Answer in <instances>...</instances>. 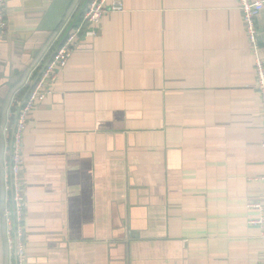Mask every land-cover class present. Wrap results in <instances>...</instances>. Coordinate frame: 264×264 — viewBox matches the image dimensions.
Listing matches in <instances>:
<instances>
[{
    "label": "crops",
    "instance_id": "obj_1",
    "mask_svg": "<svg viewBox=\"0 0 264 264\" xmlns=\"http://www.w3.org/2000/svg\"><path fill=\"white\" fill-rule=\"evenodd\" d=\"M87 1L4 0L6 121ZM257 23L264 46V10ZM92 29L22 133L24 264L264 262L262 102L237 0H124ZM8 232L0 217V264Z\"/></svg>",
    "mask_w": 264,
    "mask_h": 264
},
{
    "label": "built area",
    "instance_id": "obj_2",
    "mask_svg": "<svg viewBox=\"0 0 264 264\" xmlns=\"http://www.w3.org/2000/svg\"><path fill=\"white\" fill-rule=\"evenodd\" d=\"M238 8L245 22L247 39L253 55V68L255 72L254 86L262 102L263 137L260 146L264 151V46L261 44V33L257 23L261 12L264 10V0H238ZM123 10L124 0H88L84 8L80 11L79 16L72 18L70 28L53 51L50 58L40 67L35 76L36 79L34 83L32 84L31 82L32 87L21 105L14 131L13 113L10 114L13 118L8 119L5 125L1 127L3 132L7 135V139H9V142L7 141V144L9 143V154L4 162L6 169L9 170L5 178V188L12 190L14 208L13 217H9L8 211H5L8 210L7 208L3 209V216L5 217L9 231V249L13 253V259L10 264H24L25 260L23 241L25 199L19 193L18 178L22 161L21 138L28 115L37 103L43 101L47 95L52 92L51 86L56 82L59 72L67 66L71 53L81 34L93 35L95 31L92 28L98 24L105 13L122 12ZM86 25L92 28L85 29ZM6 30L4 0H0V37L5 36ZM18 92L19 91H15L11 98L12 106H18L21 101L20 96L17 95ZM262 194L264 196V188ZM254 206L258 207L262 213L264 212L262 205L256 203ZM251 222L259 224L262 235L264 236V218L261 216L258 219L251 220ZM260 264H264V262Z\"/></svg>",
    "mask_w": 264,
    "mask_h": 264
},
{
    "label": "trees",
    "instance_id": "obj_3",
    "mask_svg": "<svg viewBox=\"0 0 264 264\" xmlns=\"http://www.w3.org/2000/svg\"><path fill=\"white\" fill-rule=\"evenodd\" d=\"M29 87H24L21 91H20V97H25L27 91H28ZM14 89H12L10 91V94L8 95V97H6L4 99V101L2 102V104L0 105V166H1V157H2V146H3V142H2V132H1V127L4 125V123L6 122L5 120V109L6 107L8 106V103H9V100H10V97L12 95V92H13ZM14 110V109H13ZM7 158V156H6ZM4 168H1L0 167V217L4 218L3 216V205H4V196H3V192H4V187H5V184H4ZM4 184V185H3Z\"/></svg>",
    "mask_w": 264,
    "mask_h": 264
},
{
    "label": "water",
    "instance_id": "obj_4",
    "mask_svg": "<svg viewBox=\"0 0 264 264\" xmlns=\"http://www.w3.org/2000/svg\"><path fill=\"white\" fill-rule=\"evenodd\" d=\"M86 3H87V2H86ZM86 3H85V5H86ZM85 5H84V6H85ZM84 6L82 7V9L84 8ZM82 9H81V10H82ZM79 14H80V12L77 14L76 17H78ZM35 79H36V77H34V79H33V81H32V84L34 83ZM32 84L30 85V88L32 87ZM30 88L28 89V91H27L25 97H23V98L21 99V101H20V103L18 104L17 109H16V111H15L14 123H13V131H14L15 126H16V121H17V117H18V114H19V111H20L21 105L23 104V102H24V100H25V98H26V96H27V94H28ZM11 143H12V139H11ZM11 193H12V190H11ZM12 211H13V215H14L13 201H12Z\"/></svg>",
    "mask_w": 264,
    "mask_h": 264
},
{
    "label": "rangeland",
    "instance_id": "obj_5",
    "mask_svg": "<svg viewBox=\"0 0 264 264\" xmlns=\"http://www.w3.org/2000/svg\"><path fill=\"white\" fill-rule=\"evenodd\" d=\"M237 2H238V0H237ZM261 33V32H260ZM250 50H251V47H250ZM251 54H252V51H251ZM252 57H253V55H252Z\"/></svg>",
    "mask_w": 264,
    "mask_h": 264
}]
</instances>
